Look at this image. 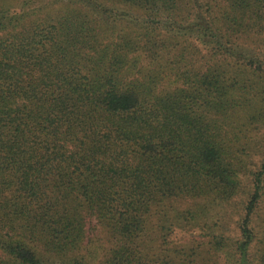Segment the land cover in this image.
I'll use <instances>...</instances> for the list:
<instances>
[{
	"label": "trees",
	"instance_id": "trees-1",
	"mask_svg": "<svg viewBox=\"0 0 264 264\" xmlns=\"http://www.w3.org/2000/svg\"><path fill=\"white\" fill-rule=\"evenodd\" d=\"M263 31L264 0H0V264H264Z\"/></svg>",
	"mask_w": 264,
	"mask_h": 264
},
{
	"label": "rangeland",
	"instance_id": "rangeland-1",
	"mask_svg": "<svg viewBox=\"0 0 264 264\" xmlns=\"http://www.w3.org/2000/svg\"><path fill=\"white\" fill-rule=\"evenodd\" d=\"M242 45L244 44H249L251 45L252 47H255V48H260L259 50L260 51H263L264 50V31L262 32V35H250V36H246V37H243V40H240ZM239 41V42H240ZM190 45L191 48H189L188 46ZM186 46L188 47L189 51H192L193 49H196L198 50V55L200 56H203L205 55L206 58H207V51L205 50L204 47H202L198 42H196L194 39H190L189 41H187L186 43ZM140 57H141V60H142V63L145 64V66L148 65V61L146 60V55L145 54H142V53H139ZM205 60V59H203ZM203 60L201 63H203ZM201 65L200 62L198 63L197 66ZM254 134H256L257 136H259V138L262 140V142L264 143V126H262L257 132H255ZM256 135L254 137H256ZM253 136V135H252ZM249 147V144L248 146H246V148ZM264 149V148H263ZM249 152V151H247ZM262 153V152H260ZM250 154V156L252 155V159H255L257 165L261 163V161L263 160V156L262 154ZM250 159V158H249ZM247 159V163H248V160ZM257 165L253 167V169L255 170L257 168ZM245 183V182H244ZM238 199V198H237ZM237 199H236V202H237ZM184 207H189L190 205H193L192 203H189V202H186V203H183ZM240 208L243 209V207L241 206ZM239 213V212H238ZM237 213V214H238ZM236 214V215H237ZM234 215L232 216V220L233 221H236L237 220V216ZM254 218V225L255 226V230L256 232L258 230H260L259 232L261 233V235H259V237H261L262 235H264V198L263 200L261 201V204H260V207L259 209L256 211ZM154 219L152 221V226H154ZM191 234V233H190ZM94 235H96L95 237L97 238V240H102L105 242V233L104 232H99V233H95ZM192 235V234H191ZM263 239H264V236H263ZM107 241V240H106ZM259 243V240L257 241ZM255 247H259L261 249L264 250V243L261 244V246H259L258 244H254ZM105 258V255L104 253H99L98 254V257L96 258V261L93 262L95 264H101L102 261L104 260ZM221 264H224V259L221 258Z\"/></svg>",
	"mask_w": 264,
	"mask_h": 264
}]
</instances>
